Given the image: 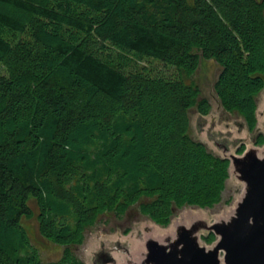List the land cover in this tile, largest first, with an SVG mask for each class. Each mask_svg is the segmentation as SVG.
<instances>
[{
    "label": "trees",
    "instance_id": "1",
    "mask_svg": "<svg viewBox=\"0 0 264 264\" xmlns=\"http://www.w3.org/2000/svg\"><path fill=\"white\" fill-rule=\"evenodd\" d=\"M203 60L253 132L264 0H0V264H84L73 248L103 215L137 207L165 228L221 202L230 162L191 136L190 110L210 112ZM32 219L57 262H42Z\"/></svg>",
    "mask_w": 264,
    "mask_h": 264
},
{
    "label": "rangeland",
    "instance_id": "2",
    "mask_svg": "<svg viewBox=\"0 0 264 264\" xmlns=\"http://www.w3.org/2000/svg\"><path fill=\"white\" fill-rule=\"evenodd\" d=\"M218 72L219 67L216 63L203 60L193 77V81L201 90V95L209 102L210 112L204 117L202 125H197L199 113L195 109L190 110L191 136L203 142L210 151L221 157L241 155L242 153L239 154L236 151L237 144L239 147L244 146V150L247 148L260 149V157L264 156V145L255 144L256 136L258 134L264 135V90L257 98V127L253 132H249L240 116L227 113L222 109L213 90ZM1 73L3 72L0 68ZM224 147H229V151L224 152ZM243 194L244 184L233 176L232 171L229 170V178L222 193L221 202L214 207L210 209L183 207L175 212L171 223L165 228L154 224L147 217L139 214L137 207L131 208L125 215L119 217L113 214L103 215L95 225L85 231L83 244L73 248V253L84 264H93L94 252L99 249L100 244L108 246L111 240L121 238L123 241H129L128 244L133 252L132 258L136 260L139 257L138 248H144L143 243L146 237L156 238L157 235H162L173 228L176 223H188L190 219L188 217H197L199 220L211 225L224 219V216L226 217L230 210L235 208L236 203L240 201ZM30 206L33 211L37 212L34 202L31 201ZM23 224L27 228L31 242L38 250L42 262H57L62 256L63 248L39 235L35 219L24 220ZM211 234L212 236H210ZM198 236L199 244L206 248L212 247L218 239L214 233H208L207 231H200ZM115 258L117 264H126L123 255L115 254ZM222 264L224 263L222 262Z\"/></svg>",
    "mask_w": 264,
    "mask_h": 264
},
{
    "label": "water",
    "instance_id": "3",
    "mask_svg": "<svg viewBox=\"0 0 264 264\" xmlns=\"http://www.w3.org/2000/svg\"><path fill=\"white\" fill-rule=\"evenodd\" d=\"M204 117L198 114L197 125ZM257 152L247 148L239 156L222 157L230 160V172L244 184L243 197L224 219L208 225L188 217V223L174 224L173 237H146L136 260L128 240H111L108 246L100 244L93 264H117L115 254L123 255L126 264H264V156ZM200 231L218 237L212 247L199 244Z\"/></svg>",
    "mask_w": 264,
    "mask_h": 264
},
{
    "label": "bare ground",
    "instance_id": "4",
    "mask_svg": "<svg viewBox=\"0 0 264 264\" xmlns=\"http://www.w3.org/2000/svg\"><path fill=\"white\" fill-rule=\"evenodd\" d=\"M259 151H260V149H259ZM261 152V151H260ZM260 152H257V155L259 156L260 155ZM232 210H230V212H231ZM229 212V213H230ZM226 214H228L227 212H226ZM225 217V216H224ZM167 235H169V236H171V237H173V235H174V227L173 228H170L167 232H165V233H163L162 235H157L156 237L158 238V239H160V238H164V236H167Z\"/></svg>",
    "mask_w": 264,
    "mask_h": 264
}]
</instances>
